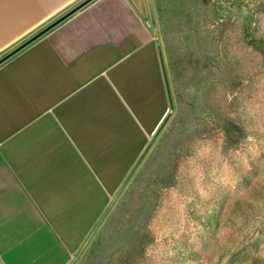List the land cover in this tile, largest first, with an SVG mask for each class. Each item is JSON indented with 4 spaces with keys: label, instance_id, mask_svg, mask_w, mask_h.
<instances>
[{
    "label": "crops",
    "instance_id": "obj_1",
    "mask_svg": "<svg viewBox=\"0 0 264 264\" xmlns=\"http://www.w3.org/2000/svg\"><path fill=\"white\" fill-rule=\"evenodd\" d=\"M75 1L0 0V52ZM160 48L146 0H91L0 64V264L85 243L167 114Z\"/></svg>",
    "mask_w": 264,
    "mask_h": 264
},
{
    "label": "rangeland",
    "instance_id": "obj_2",
    "mask_svg": "<svg viewBox=\"0 0 264 264\" xmlns=\"http://www.w3.org/2000/svg\"><path fill=\"white\" fill-rule=\"evenodd\" d=\"M146 1L168 111L68 264H264V0Z\"/></svg>",
    "mask_w": 264,
    "mask_h": 264
},
{
    "label": "water",
    "instance_id": "obj_3",
    "mask_svg": "<svg viewBox=\"0 0 264 264\" xmlns=\"http://www.w3.org/2000/svg\"><path fill=\"white\" fill-rule=\"evenodd\" d=\"M90 1L91 0H85L82 3L78 4L77 6H75L74 8H72L70 11H68L67 13H65L60 18H58L52 24H50L49 26H47L44 29H42L40 32H38L37 34H35L34 36H32L30 39H28L27 41H25L23 44H21L20 46H18L17 48H15L13 51H11L10 53H8L5 57H3L2 59H0V64L2 62H4L6 59H8L9 57H11L12 55H14L15 53H17L18 51H20L21 49H23L28 44H30L32 41H34L35 39H37L38 37H40L41 35H43L44 33H46L48 30H50L52 27H54L55 25H57L58 23H60L62 20H64L68 16L72 15L74 12H76L77 10H79L80 8H82L84 5H86Z\"/></svg>",
    "mask_w": 264,
    "mask_h": 264
},
{
    "label": "trees",
    "instance_id": "obj_4",
    "mask_svg": "<svg viewBox=\"0 0 264 264\" xmlns=\"http://www.w3.org/2000/svg\"><path fill=\"white\" fill-rule=\"evenodd\" d=\"M247 44L251 46L253 49L259 50L264 54V43H262L261 41L255 43L247 40Z\"/></svg>",
    "mask_w": 264,
    "mask_h": 264
}]
</instances>
